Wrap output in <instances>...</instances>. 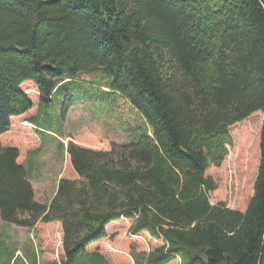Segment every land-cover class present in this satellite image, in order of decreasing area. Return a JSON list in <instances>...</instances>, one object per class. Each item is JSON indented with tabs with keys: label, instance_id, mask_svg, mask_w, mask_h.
I'll list each match as a JSON object with an SVG mask.
<instances>
[{
	"label": "trees",
	"instance_id": "1",
	"mask_svg": "<svg viewBox=\"0 0 264 264\" xmlns=\"http://www.w3.org/2000/svg\"><path fill=\"white\" fill-rule=\"evenodd\" d=\"M97 70L108 86L80 78ZM27 83L41 95L31 124L60 93L111 117L118 96L141 116L142 136L101 151L70 142L76 177L38 203L20 164L37 144L17 126L35 111ZM258 113L264 0H0V214L22 228L60 223L65 264H111L97 248L123 220L131 238L157 244L132 246L134 264H264V122L244 211L213 205L208 175L229 156L232 129Z\"/></svg>",
	"mask_w": 264,
	"mask_h": 264
},
{
	"label": "rangeland",
	"instance_id": "2",
	"mask_svg": "<svg viewBox=\"0 0 264 264\" xmlns=\"http://www.w3.org/2000/svg\"><path fill=\"white\" fill-rule=\"evenodd\" d=\"M80 78L97 87L108 86V83L112 81L106 72L100 70L81 74ZM22 89L27 95H31L36 108L41 101V95L34 84H24ZM103 89L106 91L105 88ZM73 90H78V88L75 87ZM114 104L117 108L113 117L107 113L106 105H102L103 113H101L97 105L79 100L72 101L65 92L60 93L52 103L43 104L39 124L47 130L45 132L50 131L48 132L50 135L43 134L41 136L43 149L31 153L25 164L29 171L28 178L37 188V201H39V194L43 191V186L41 183H36L35 176L45 178L44 193L46 195L51 194L56 187L57 171L50 170V167L58 162L54 161L56 157L52 156L60 153V148L53 134L60 136L66 147L72 142L78 146L96 150H110L113 143L134 144L138 142L143 133V130L139 129L143 124L141 116L124 98L114 97ZM263 122L264 115L258 113L232 129L234 146L228 147L229 156L220 168H212L208 172V175L212 176L218 185V191L210 196L213 205L224 202L231 209L240 211L246 209L253 194L259 166V138ZM22 129L28 130L29 134H32V138L37 141V145L40 144L36 130L29 126ZM27 144L31 148L35 146H33L34 142H27ZM35 161H39V168L36 170L30 168ZM59 164L64 165L61 162ZM63 172L67 179L76 177L71 165L67 163L64 165ZM4 223L6 222L3 221L0 214V225H4ZM121 223L123 225L118 231L116 230L117 232L113 234L112 238L106 240L99 247L97 246V249L112 264H134L130 255L132 246H136L139 252H149L154 250L157 244L146 235L137 239L131 238L128 234L131 221L123 220ZM9 227L7 223L5 226H0V232H11ZM18 241L23 253H27L31 248L34 250V241L28 230L21 232ZM4 244L14 245V239L0 237V247ZM6 260V257H0V264ZM17 264H22L21 260Z\"/></svg>",
	"mask_w": 264,
	"mask_h": 264
},
{
	"label": "crops",
	"instance_id": "3",
	"mask_svg": "<svg viewBox=\"0 0 264 264\" xmlns=\"http://www.w3.org/2000/svg\"><path fill=\"white\" fill-rule=\"evenodd\" d=\"M35 109L37 111V107ZM36 111L35 113L31 114L30 117L26 116L24 118H20L17 122V126L19 128H27V126H29L36 131H44L42 126H39L37 124H31L32 122L30 119L36 115ZM53 135L56 137L55 140L58 142V147L60 148V153L52 156L54 158L56 157L54 161L56 162L58 161V162L54 163L50 167V170L57 171L55 190H53L51 194L46 195L44 193V190L46 188L45 178L43 176H35L36 183H41L43 186L42 187L43 191L39 194V201H37L36 200L37 188L36 185H33L34 193H35V201H37L38 203L48 204V205L50 204L51 200L56 194L60 179L65 178L63 172L64 165L66 163L70 165V156L67 152L68 146L67 147L65 146L64 141L60 137H58L55 134ZM61 143L64 144V147L61 146ZM42 149H43V143L40 140V144L38 145L36 144L34 147L29 148L24 152V155L20 160V164L25 166L29 158V155L36 151H41ZM101 150L103 149H97L96 151H101ZM60 162L64 163V165H60L59 164ZM38 165H39V161L37 162L35 161L34 163L31 164L30 168L36 170L39 168ZM5 225L6 223L0 226H5ZM9 226L11 232L9 233L0 232V237L7 238L9 240L14 239V245L4 244L0 247V257H6L7 259L2 264H17L19 260H21L22 264H65V254L63 252V247H62L63 231L60 223L45 224L43 222H39L33 228H19L12 224H9ZM27 230L30 232V236L33 238L34 250L31 248L27 253H23L20 250V243L18 241V238L21 232H25ZM95 250L96 249L88 248V252H93Z\"/></svg>",
	"mask_w": 264,
	"mask_h": 264
}]
</instances>
